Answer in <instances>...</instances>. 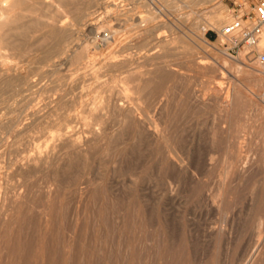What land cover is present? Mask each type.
<instances>
[{"label":"rangeland","instance_id":"374dc122","mask_svg":"<svg viewBox=\"0 0 264 264\" xmlns=\"http://www.w3.org/2000/svg\"><path fill=\"white\" fill-rule=\"evenodd\" d=\"M73 1L64 19L74 39L69 53L83 64L67 53L52 67L40 48L4 51L8 63L0 65V264H264V79L217 33L258 0ZM108 34L116 41L105 45ZM119 87L151 116L156 101L165 103L154 115L165 125L164 143L119 118L110 101ZM239 150L251 159L245 167L234 162ZM170 151L186 163H170Z\"/></svg>","mask_w":264,"mask_h":264},{"label":"bare ground","instance_id":"6f19581e","mask_svg":"<svg viewBox=\"0 0 264 264\" xmlns=\"http://www.w3.org/2000/svg\"><path fill=\"white\" fill-rule=\"evenodd\" d=\"M69 1H71L70 3L73 5V4H76V3H74L75 1H73L72 2V0H0V65L1 66H4V65H7V63H8V59H9V55H7L5 52L8 50V52H14V53H17V54H22V53H30L31 52V54H32V52L33 51H35V50H37V49H40V48H42V49H45L46 50V52L48 53L47 54V57H46V62L47 63H51V65H52V62H53V64H55L56 65V61H58V60H56V61H53V59H54V57H56V56H60V58H61V56H63V58H64V56L65 55H63V54H66L67 55V53H69V51H73L72 50V48H73V46L71 47V44H72V39H73V37L71 38V36L69 35L71 32H69L70 30H69V28H68V21H65V20H67V19H65V18H67L68 17V14H69V10L71 9V7H69V6H72V5H70V3H69ZM88 1V0H87ZM94 2H95V0H93ZM102 1V0H101ZM106 1H108V0H106ZM113 1V0H112ZM84 2V1H83ZM90 2V1H89ZM89 2H87L86 4H88ZM114 2V1H113ZM116 2V1H115ZM144 2H146V1H144ZM92 3V2H91ZM99 3V2H98ZM103 3H104V1H103ZM110 3V2H109ZM117 3V2H116ZM84 4V3H83ZM93 4V3H92ZM105 4V3H104ZM111 4V3H110ZM118 4V3H117ZM79 5V4H78ZM89 5V4H88ZM88 5H86V6H88ZM115 4L113 3V5L111 4V6H114ZM74 6V5H73ZM81 6H83L82 4H81ZM75 7V6H74ZM89 7V6H88ZM88 7H87V9H88ZM96 7H97V5H96ZM70 8V9H69ZM73 8V7H72ZM90 8V7H89ZM74 10H75V8H73ZM116 10V9H115ZM75 11H77V9L75 10ZM92 11V10H91ZM78 12V11H77ZM90 12V11H89ZM120 12V11H119ZM81 13H83V12H81ZM93 13L94 12H91V13H85L84 12V14H80L81 16L83 15V17L86 19V17H89V16H91V15H93ZM73 16V15H72ZM80 16V17H81ZM71 17V16H70ZM82 18V17H81ZM65 19V20H64ZM82 20H84V19H82ZM145 21V20H144ZM143 21V22H144ZM147 21V20H146ZM68 22V23H67ZM74 22V21H73ZM72 22V27H74L75 28V26H73V24H75V23H73ZM80 23V22H79ZM78 23V24H79ZM142 23V22H141ZM146 23V22H145ZM77 24V25H78ZM147 24V23H146ZM76 25V26H77ZM80 25V24H79ZM141 25V24H140ZM130 26V25H129ZM128 26V27H129ZM141 26H145V24H142ZM141 26H139V27H141ZM166 26V25H165ZM145 28H146V26H145ZM77 29V28H76ZM109 30V29H108ZM93 31V30H92ZM150 31V30H149ZM147 31L144 29V28H142V32H141V36L143 37V38H147L148 36H150V35H145V34H147L146 33ZM151 33V32H150ZM73 34V33H72ZM71 34V35H72ZM111 34V33H110ZM117 34V33H116ZM119 34V33H118ZM155 34V33H154ZM109 35V34H108ZM139 35V34H138ZM152 35V34H151ZM157 35V34H156ZM115 37V36H114ZM114 37H111L110 35L108 36V37H105L104 36V41L103 42H109V41H112L113 39L115 40V38ZM119 37V36H118ZM141 37V40L143 39ZM151 37V36H150ZM77 38V37H76ZM75 38V39H76ZM111 38H113V39H111ZM111 39V40H110ZM124 39V38H123ZM138 39V38H137ZM148 39V38H147ZM53 40V41H52ZM74 40V39H73ZM113 40V41H114ZM145 40V39H144ZM143 40V41H144ZM150 40V39H149ZM163 39H161L160 41H162ZM47 41L49 42V41H52V42H50V43H47ZM113 41H112V43H113ZM116 41V40H115ZM120 41H122L121 39H120ZM120 41H117V42H120ZM138 41V40H137ZM151 41V40H150ZM87 42V41H86ZM107 42L105 43V45L107 44ZM141 43H142V41H140ZM139 42V43H140ZM147 43V42H146ZM148 43H149V41H148ZM78 44V43H77ZM111 43L109 42V45H110ZM144 44H145V42H144ZM82 45V44H81ZM81 45L79 44V46H76L77 48H78V50L80 51V47H81ZM105 45H103V46H105ZM109 45H107V46H109ZM114 45H115V43H114ZM114 45H113V47H114ZM117 46V45H116ZM76 47H74V48H76ZM83 47V50H84V48H85V50H89V45L88 46H86V45H84V46H82ZM102 47V46H101ZM144 47V46H143ZM146 47V46H145ZM258 49H260V50H264V31L262 30V33H261V36H260V41H259V44H258ZM105 48V47H104ZM111 49H112V47H110ZM116 48V47H115ZM110 49V50H111ZM247 46H244V47H242V49L241 50H244V52L243 53H241L240 54V62H243V60H244V58L246 57V58H248L249 59V61H251L252 62V64L251 65H249V69H247V71L249 70L250 71V74H251V76H257V77H259V78H263L264 79V64H262V63H260L257 59H255L253 56H247ZM10 50V51H9ZM75 50V49H74ZM78 50H75V51H78ZM84 50V51H85ZM109 50V49H108ZM110 50H109V53H110ZM147 51V53H145V57L147 58L148 56H150L151 54L149 53L150 51V49H146ZM5 51V52H4ZM75 51L73 52L74 54H75ZM78 51V52H79ZM116 51V50H115ZM87 52V51H86ZM111 52H112V50H111ZM81 54H83L82 52H80ZM85 53V52H84ZM105 53V52H104ZM108 53V52H107ZM40 55H42L41 53H39ZM45 54V53H44ZM70 54V53H69ZM89 54V53H88ZM111 55H112V53H110ZM118 54V53H117ZM120 54V53H119ZM222 54L224 55V56H228V57H232L231 55H229V53L227 52V50L226 49H224L223 51H222ZM14 55V54H13ZM27 55V54H26ZM30 55V54H29ZM71 55V54H70ZM87 55V54H86ZM110 55V56H111ZM77 56V55H76ZM75 56V57H76ZM79 56V55H78ZM77 56V57H78ZM83 56H85L84 54H83ZM82 56V57H83ZM119 56V55H118ZM24 57V56H23ZM45 57V56H44ZM43 57V58H44ZM74 57V56H73ZM93 57V56H92ZM107 57V56H106ZM111 57H113V56H111ZM116 57V55L114 54V57L113 58H115ZM123 57L124 56H122V60H123ZM128 57V56H127ZM39 58V57H38ZM71 58H72V55H71ZM79 58V57H78ZM81 58V57H80ZM84 58V57H83ZM90 58V57H89ZM109 58V57H108ZM112 58V59H113ZM20 59V58H19ZM67 59V58H66ZM65 59V60H66ZM70 59V58H69ZM111 58H110V60H112ZM116 59V58H115ZM115 59H114V61H115ZM118 59V58H117ZM121 59V57H119V60ZM125 59V58H124ZM135 59V58H134ZM70 60H73V58L72 59H70ZM74 60H75V58H74ZM73 60V61H74ZM78 60V59H77ZM84 62H86L85 61V59H82ZM90 60V59H89ZM109 60V61H110ZM131 58H130V60H129V62H131ZM62 61V60H61ZM68 61V60H67ZM66 61V62H67ZM81 61V60H80ZM105 61V60H104ZM108 61V62H109ZM116 61H118V60H116ZM125 61V60H124ZM127 62H128V59L126 60ZM125 61V62H126ZM134 61V60H133ZM18 62V61H17ZM75 63L77 62V61H74ZM89 62H91V61H89ZM103 62V61H102ZM60 62H58V64H59ZM77 63H81V62H77ZM87 63V62H86ZM85 63V64H86ZM106 63V62H105ZM114 63V62H113ZM116 63V62H115ZM134 63V62H133ZM133 63H131V65L133 64ZM244 63V62H243ZM246 63V62H245ZM62 63H60L59 65H61ZM70 64H74V63H70ZM81 64H83V63H81ZM81 64H79V65H81ZM101 64V63H100ZM104 64V63H103ZM102 64V65H103ZM108 64H110V63H108ZM127 64V63H126ZM125 64V65H126ZM205 64L206 63H201V65L202 66H205ZM63 66H65L64 64H62ZM68 65V64H67ZM66 65V66H67ZM101 65V66H102ZM117 65V64H116ZM115 65V66H116ZM127 65H129V64H127ZM200 65V64H199ZM48 66V65H47ZM46 66V67H47ZM69 66V65H68ZM67 66V67H68ZM77 66V65H76ZM75 66V67H76ZM83 66V65H82ZM90 66V65H89ZM45 67V66H44ZM50 67V66H49ZM52 67H53V65H52ZM58 67V70L60 69L59 68V66H57ZM60 67H62V66H60ZM67 67H64L65 69L67 68ZM79 66H77V68H78ZM120 67V66H119ZM125 67V66H124ZM129 67V66H128ZM206 67V66H205ZM205 67H201V68H197V71L199 72V74L200 73H205V72H207L208 71V69L207 68H205ZM9 68V67H8ZM51 68V67H50ZM54 68H55V66H54ZM101 68V67H100ZM112 68H114V67H112ZM123 68V67H122ZM131 68V67H130ZM130 68H128V69H130ZM176 68V67H175ZM38 69V68H37ZM46 69H48V68H46ZM55 69H57V68H55ZM64 69V70H65ZM72 69H74V68H72ZM79 70H80V68H78ZM78 69H77V72H78ZM102 69V68H101ZM103 69H104V67H103ZM127 69V68H126ZM127 69V70H128ZM40 70H42V68L40 69ZM52 70H54V69H52ZM52 70H50V72L52 71ZM64 70H63V72H64ZM68 70H70V69H68ZM67 70V71H68ZM76 70V69H75ZM125 70V69H124ZM217 70V69H216ZM5 71V70H4ZM39 71V70H38ZM48 71H49V69H48ZM56 71V70H55ZM74 71V70H73ZM122 71V70H121ZM135 71V70H134ZM175 72H176V70H174ZM180 71V70H179ZM178 71V72H179ZM41 72V71H40ZM54 72V71H53ZM70 72V71H69ZM76 74H78V73H80L81 72V70L77 73L76 71H74ZM74 72H72L73 73V75L71 74V73H68L67 72V74H70L71 76H74ZM83 72H84V70H83ZM85 72H86V69H85ZM103 72V71H102ZM129 72V71H128ZM177 72V73H178ZM197 72V73H198ZM244 72V71H243ZM10 73V72H9ZM25 73V72H24ZM39 73V72H38ZM56 73H58V72H56ZM56 73H54V75L56 74ZM62 73V72H61ZM60 73V74H61ZM89 73H90V71H89ZM91 73H93V71L91 72ZM131 73H132V71H131ZM218 73V72H217ZM37 74V73H36ZM49 74V73H48ZM51 74H52V72H51ZM60 74H58V75H60ZM66 74V73H65ZM122 74V73H121ZM168 74V73H167ZM176 74V73H175ZM4 75V74H3ZM34 75V74H33ZM53 75V76H54ZM64 75V74H63ZM80 75H81V73H80ZM94 75V74H93ZM126 75H127V73H126ZM126 75H125V78H126ZM128 75H129V73H128ZM127 75V76H128ZM25 76V75H24ZM44 76V75H43ZM50 76H52V75H50ZM53 76H52V78H53ZM57 76V75H56ZM65 76V75H64ZM82 76H84L83 74H82ZM122 76V75H121ZM130 76H131V74H130ZM132 76H134V75H132ZM138 76H139V74H138ZM2 77V76H1ZM26 77V76H25ZM35 77V76H34ZM38 77V76H37ZM39 77H41V76H39ZM44 77H46V75L44 76ZM66 77V76H65ZM70 77V76H69ZM75 77V79H76V77H77V75L76 76H74ZM122 77H124V76H122ZM43 78V77H42ZM51 77H50V79H52ZM57 78V77H56ZM60 78H61V76H60ZM63 78V77H62ZM62 78H61V80H62ZM71 78V77H70ZM78 78V77H77ZM131 78H133V77H131ZM135 78V77H134ZM39 79V78H38ZM73 78H71V80H72ZM100 79V78H99ZM121 79V78H120ZM119 79V80H120ZM11 80V79H10ZM30 80V79H29ZM35 80H37V79H35ZM41 80H43V79H41ZM53 81H56V82H59L58 80H59V78H58V80H54V79H52ZM69 80V79H68ZM123 80L125 81V79L123 78ZM131 80V79H130ZM256 80V79H255ZM259 80V79H258ZM50 81V80H49ZM66 81V80H65ZM121 81V80H120ZM142 81H143V79H142ZM142 81H140V82H142ZM248 81V80H247ZM29 82H31V80L29 81ZM36 82V81H35ZM43 82V81H42ZM100 82V81H99ZM131 82V81H130ZM254 82V81H253ZM256 82V81H255ZM23 83V82H22ZM37 83V82H36ZM47 83V82H46ZM55 83V82H54ZM60 83V82H59ZM58 83V84H59ZM66 83V82H65ZM68 83V82H67ZM121 83H123V82H121ZM125 83V82H124ZM40 84H42V83H40ZM57 84V83H56ZM57 84V85H58ZM28 85H31V84H28ZM53 85V84H52ZM61 85H62V82H61V84H60V87H61ZM67 85V84H66ZM65 85V86H66ZM119 85V84H118ZM141 85V84H140ZM8 86V85H7ZM27 86V85H26ZM37 86V85H36ZM42 86H43V84H42ZM48 86V85H47ZM56 86V85H55ZM28 87V86H27ZM41 87V86H40ZM59 87V86H58ZM64 87V86H63ZM115 87V86H114ZM143 87H145V89H146V86H144L143 85ZM142 87V88H143ZM16 88V87H15ZM54 88V87H53ZM106 88H110V87H106ZM42 90H43V88H41ZM44 89H45V87H44ZM156 89V88H155ZM211 89H213L216 93L215 94H218V95H222V93H221V87L220 86H218L217 85V87L216 88H214L213 86L211 87L210 85H208L207 84V87H206V90H211ZM55 90V89H54ZM58 90H59V88H58ZM114 90V89H113ZM127 90H128V88H126V87H119V88H117L116 90H115V94H114V98H112V99H110V101H112V106H113V108L112 109H114V108H116L117 109V112H118V114H119V118L122 120V121H124L127 117H129L130 118V120L131 121H133V122H136L137 123V126H139L141 129H143L149 136L148 137H152L153 139H155L154 141L152 140V142H156V140H160V142H162V140H163V138H164V129H163V125H164V123L162 124V121L160 120V119H157V118H155L154 117V115H157V114H160V115H163V105H165V103L164 104H162L163 102L161 101V100H159V101H156L155 99V97L156 96H154V100H153V102L154 101H156L155 102V104L154 103H150L151 105L152 104H154L153 105V111H154V115H150V112H149V110H146V109H143L141 106H143V104H142V102L140 101L139 103H141L142 105H140L139 103H138V101H136V98H134L132 95H129L128 93H127ZM27 91V90H26ZM53 91V90H52ZM51 91V92H52ZM102 91V90H101ZM212 91V90H211ZM43 92V91H42ZM42 92H41V94H42ZM45 92H47V90L45 91ZM61 92V91H60ZM100 92V91H99ZM140 92V91H139ZM144 92V91H143ZM152 92V91H151ZM160 92V91H159ZM159 92H158V94H159ZM165 92V91H164ZM38 93V92H37ZM40 93V92H39ZM49 93V92H48ZM104 93V92H103ZM142 93V92H141ZM35 94V93H34ZM44 94V93H43ZM52 94H55V93H52ZM62 94V93H61ZM144 94H145V92H144ZM158 94H157V96H158ZM162 94V93H161ZM164 94V93H163ZM205 94H206V92H205ZM24 95V94H23ZM39 95V94H38ZM50 95V94H49ZM58 95V94H57ZM64 95V94H63ZM62 95V96H63ZM103 95V94H102ZM105 95V94H104ZM108 95H109V93H108ZM214 95V94H213ZM37 96V95H36ZM41 95H39V97H40ZM44 96H46V95H44ZM44 96H42V97H44ZM52 96H54V95H52ZM98 96V95H97ZM160 96V95H159ZM204 96V95H203ZM48 97H50V96H48ZM103 97V96H102ZM142 97V96H141ZM46 98V97H45ZM51 98V99H50ZM50 98H47V100H52V102H53V99H52V97H50ZM66 98V97H65ZM100 98H101V96H100ZM104 98V97H103ZM103 98H101L103 101H104V99ZM143 98V97H142ZM145 98V97H144ZM152 98V97H151ZM163 100H164V98H166V97H164L163 98V96L161 97ZM227 98V97H226ZM229 98V97H228ZM140 99V98H139ZM149 99V98H148ZM153 99V98H152ZM174 99V98H173ZM46 100V101H47ZM57 100V99H56ZM58 100H59V98H58ZM57 100V101H58ZM145 100H146V98H145ZM144 100V101H145ZM205 100H206V98L205 97H203L202 98V102H205ZM97 101V100H96ZM95 101V102H96ZM100 101V100H99ZM98 101V102H99ZM102 101V102H103ZM108 101V100H107ZM147 101V100H146ZM152 101V100H151ZM166 101V100H165ZM171 101V100H170ZM29 102V101H28ZM52 102H50L51 104H52ZM97 102V103H98ZM148 103V102H147ZM170 103V102H169ZM233 103V102H232ZM44 104V103H43ZM61 104V103H60ZM59 104V105H60ZM96 104V103H95ZM95 104H93V105H95ZM111 104V103H110ZM109 104V105H110ZM166 104H168L167 102H166ZM93 105H90V107L92 106L93 107ZM99 105H101V103L99 104ZM103 105H104V103H103ZM103 105H101L100 107H103ZM230 105L232 106V104H231V101L230 100H221V102H220V106L222 107V108H224V109H229L230 108ZM26 106V105H25ZM45 106V105H44ZM47 106V105H46ZM107 106V105H106ZM115 106V107H114ZM144 106H145V104H144ZM34 107H35V105H34ZM41 107V106H40ZM47 107H50V105L49 106H47ZM89 107V106H88ZM96 107V106H95ZM99 107V106H98ZM147 107V106H146ZM146 107H144V108H146ZM167 107V106H166ZM166 107L164 108V109H166ZM33 108V107H32ZM31 108V109H32ZM44 108V107H43ZM52 108H53V106H52ZM51 108V109H52ZM30 109V108H29ZM28 109V110H29ZM37 109V108H36ZM35 109V110H36ZM54 109V108H53ZM98 109V108H97ZM97 109H95V110H97ZM107 109H110V106H109V108L107 107ZM149 109H151V108H149ZM33 110V111H32ZM31 111H32V115L33 116H35L36 115V113H38V112H40L41 110L39 109V110H36V111H38V112H35L34 111V109H32ZM95 110H94V112H95ZM99 110V109H98ZM103 110V109H102ZM105 110V109H104ZM103 110V112H107V111H104ZM54 111V110H53ZM89 111V110H88ZM68 112V111H67ZM103 112H102V114H103ZM139 112H141L142 114H143V118H140L138 115H137V113H139ZM152 112V111H151ZM28 113H29V111H28ZM27 113V114H28ZM110 113V111L108 112V114ZM113 113H114V111H113ZM140 113V114H141ZM39 114V113H38ZM40 114H41V112H40ZM51 114V113H50ZM164 114H165V112H164ZM69 115V114H68ZM99 115H101V114H99ZM106 116H108L107 115V113L105 114ZM114 115V114H113ZM33 116H32V119H33ZM41 116V115H40ZM66 116V115H65ZM98 116V115H97ZM31 117V116H30ZM166 117V116H165ZM19 118V117H18ZM69 118V117H68ZM111 118V117H110ZM118 118V119H119ZM28 119H30V118H28ZM60 119H61V117H60ZM77 119V118H76ZM119 119V120H120ZM162 119H164L163 117H162ZM100 120H102V119H100ZM119 120H116V121H119ZM127 120V119H126ZM168 120V119H167ZM120 122V121H119ZM126 122L127 121H125V124H126ZM166 122V121H165ZM26 123V122H25ZM67 123V121L64 123V124H66ZM84 123V122H83ZM94 123V122H93ZM245 123V122H244ZM16 124V123H15ZM29 124V123H28ZM91 124V123H90ZM213 124V123H212ZM25 125V124H24ZM30 125V124H29ZM92 125V124H91ZM98 125H100V123H98ZM124 125V124H123ZM26 126V125H25ZM69 127H71L72 128V126L73 125H68ZM92 126H94V125H92ZM122 126V125H121ZM165 126V125H164ZM60 127V126H59ZM88 127H89V125H88ZM96 127V126H95ZM99 127V126H98ZM97 127V128H98ZM104 127V126H103ZM124 127V126H123ZM56 128V127H55ZM54 128V129H55ZM60 128H62V127H60ZM70 128V129H71ZM75 128H76V126H75ZM97 128H93L94 130L95 129H97ZM100 128V127H99ZM107 128H108V126H107ZM110 129H111V127H109ZM108 128V129H109ZM121 128V127H120ZM73 130H74V128H72ZM89 130H90V127L88 128ZM101 129V128H100ZM117 129H119V128H117ZM124 129V128H123ZM15 130H17V129H15ZM120 130V129H119ZM137 130H138V128L136 129V132H137ZM140 130V129H139ZM223 130V129H222ZM239 130V129H238ZM21 131V130H20ZM57 131V130H56ZM60 131V130H59ZM58 131V132H59ZM109 131V130H108ZM107 131V132H108ZM118 131V130H117ZM141 131V130H140ZM139 131V132H140ZM166 131V130H165ZM52 132H55V131H52ZM97 132H98V130H97ZM101 132V131H100ZM130 132V131H129ZM142 132V131H141ZM23 133V132H22ZM67 133V132H66ZM69 133V132H68ZM66 134V135H69V134ZM92 133H95L94 131H92ZM99 133V132H98ZM97 133V134H98ZM119 133V132H118ZM52 134V133H51ZM70 134H72V133H70ZM59 135V134H58ZM90 135V134H89ZM88 135V136H89ZM93 135V134H92ZM95 135V134H94ZM99 135V134H98ZM120 135H121V133H120ZM238 135V134H237ZM56 136V135H55ZM55 136H53V137H55ZM60 136V135H59ZM59 136H57L58 138H59ZM87 136V135H86ZM97 136V135H96ZM238 136H240V135H238ZM248 136H249V134H248ZM53 137L51 136V140L53 139ZM68 137V136H67ZM75 137H77V136H75ZM74 137V138H75ZM79 137H81V136H78V138ZM100 137V136H99ZM145 137V136H144ZM237 137V136H236ZM57 138V139H58ZM61 138V137H60ZM73 138V137H72ZM82 138V137H81ZM80 138V139H81ZM86 138V140L89 138V137H85ZM97 138V137H96ZM239 138H241V137H239ZM68 139V138H67ZM71 139V138H70ZM105 139V138H104ZM120 139V138H119ZM124 139V138H123ZM147 139V138H146ZM151 139V138H150ZM162 139V140H161ZM166 139V138H165ZM73 140V139H72ZM82 140H83V138H82ZM85 140V141H86ZM1 141H2V138H1ZM54 141V143H51V141H50V143L51 144H55V140H53ZM52 141V142H53ZM57 141V140H56ZM75 141V140H74ZM235 141V140H234ZM237 141V140H236ZM240 141V140H239ZM49 142V141H48ZM47 142V143H48ZM61 142V141H60ZM80 142H82V141H80ZM87 142V141H86ZM85 142V143H86ZM46 143V144H47ZM57 143V142H56ZM120 143V142H119ZM159 143V142H158ZM163 143H164V140H163ZM231 143V142H230ZM242 143V142H241ZM74 144V143H73ZM82 144V143H81ZM81 144H80V146H81ZM122 144H123V142H122ZM239 144V143H238ZM0 145H1V143H0ZM47 145H49V144H47ZM46 145V146H47ZM167 145V144H166ZM165 145V146H166ZM60 146H61V144H60ZM79 146V147H80ZM87 146V145H86ZM242 146V145H241ZM35 147H36V145H35ZM41 147V146H40ZM45 147V146H44ZM50 147V146H49ZM48 147V148H49ZM78 147V146H77ZM77 147H74V148H77ZM232 147V146H231ZM240 147V146H239ZM238 147V148H239ZM244 147V146H243ZM62 148V147H61ZM82 148V147H81ZM163 148V147H162ZM166 148H167V146H166ZM193 148V147H192ZM47 149V148H46ZM50 150H51V148H49ZM219 149V148H218ZM237 149V148H236ZM241 149H242V147H241ZM246 149V148H245ZM3 150V149H2ZM40 150V149H39ZM49 150V151H50ZM54 149H52V151H53ZM55 150H57V149H55ZM77 150H79V149H77ZM163 150V149H162ZM41 151V150H40ZM157 151V150H156ZM167 151H168V149H167ZM244 151V150H243ZM246 151V150H245ZM244 151V152H245ZM51 152V151H50ZM50 152H49V155H50ZM54 152V151H53ZM57 152V151H56ZM59 152V151H58ZM163 152H166V151H164L163 150ZM229 152H231V149H230V151ZM243 152V153H244ZM249 152V151H248ZM42 153V152H41ZM44 154L46 153V152H43ZM48 153V152H47ZM232 153V152H231ZM243 153H241V150H239L238 151V155L236 156V159L234 160V162L235 163H237V164H239V165H241V166H247L249 163H251V159L246 155H244ZM53 154V153H52ZM176 154V153H175ZM178 154V153H177ZM189 154V153H188ZM244 156H243V155ZM27 155V154H26ZM161 155V154H160ZM190 155V154H189ZM34 156V155H33ZM36 157H37V155H35ZM39 156V155H38ZM41 156V155H40ZM136 156V155H135ZM36 157H35V159H36ZM70 157V156H69ZM260 157V156H259ZM39 158V157H38ZM46 158V157H45ZM163 158V157H162ZM28 159H30V157L28 158ZM49 159V158H48ZM52 159V158H51ZM197 159V158H196ZM261 159V158H260ZM38 159H36V162L38 163V161H37ZM46 160V159H45ZM44 160V161H45ZM144 160V159H143ZM158 160H159V158H158ZM166 160H168V161H170V163L172 162V163H175L177 166L179 165L180 167L181 166H183L185 163H186V159L185 158H183V157H181V156H179V155H173V152H168V156L166 157ZM263 160V159H262ZM29 161V160H28ZM40 161V160H39ZM51 161V160H50ZM148 161V160H147ZM26 162H27V160H26ZM47 162V161H46ZM65 162V161H64ZM163 162H164V160H163ZM32 163V162H31ZM43 163V162H42ZM162 163V162H161ZM30 164V163H29ZM34 165L36 164V163H33ZM39 164H41V163H39ZM21 165V164H20ZM28 166V165H27ZM37 166V165H36ZM36 166H34V167H36ZM25 167V166H24ZM31 167V166H30ZM29 167V168H30ZM199 167V166H198ZM184 168V167H183ZM31 169V168H30ZM33 169V168H32ZM254 169V168H253ZM227 171V170H226ZM197 173V172H196ZM170 176V175H169ZM183 177V176H182ZM183 185V184H182ZM168 186H170V185H168ZM260 186V185H259ZM149 187V186H148ZM177 190H178V188H177ZM171 191V190H170ZM175 191V190H174ZM183 191V190H182ZM171 194V193H170ZM175 195H176V193H174ZM169 195V194H168ZM180 196V195H179ZM172 198V197H171ZM154 199V198H153ZM170 198H168V200H169ZM173 200H174V198H173ZM213 200V199H212ZM165 201V200H164ZM169 201H171V199L169 200ZM169 201H167V202H169ZM136 204V203H135ZM166 205H168V204H166ZM173 205V204H172ZM131 206V205H130ZM136 206V205H135ZM175 206V205H174ZM168 207V206H167ZM158 209V208H157ZM124 211V210H123ZM127 221V220H126ZM123 224V223H122ZM124 228V227H123ZM212 233V232H211ZM132 235V234H131ZM135 242V241H134ZM125 243H126V241H125ZM169 243V242H168ZM39 249V248H38ZM170 249V248H169ZM4 253V252H3ZM130 253V252H129ZM126 254V253H125ZM262 255V254H261ZM127 257V256H126ZM40 258V257H39ZM167 258V257H166ZM162 260V259H161Z\"/></svg>","mask_w":264,"mask_h":264},{"label":"built area","instance_id":"2783aa9c","mask_svg":"<svg viewBox=\"0 0 264 264\" xmlns=\"http://www.w3.org/2000/svg\"><path fill=\"white\" fill-rule=\"evenodd\" d=\"M237 11V10H236ZM264 27V0H258L254 11L237 14L217 33L226 38L232 50L247 46V56H253L264 64V50L258 49L260 36Z\"/></svg>","mask_w":264,"mask_h":264}]
</instances>
